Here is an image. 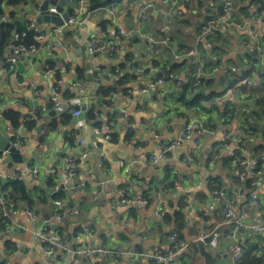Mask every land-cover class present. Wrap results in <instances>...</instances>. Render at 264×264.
<instances>
[{"label":"crops","instance_id":"obj_1","mask_svg":"<svg viewBox=\"0 0 264 264\" xmlns=\"http://www.w3.org/2000/svg\"><path fill=\"white\" fill-rule=\"evenodd\" d=\"M44 1L48 0H23L19 6L5 9L6 22L19 21L28 31L35 26L44 37L34 54L23 55L8 67L5 60L9 47L1 50L0 134L23 148L24 162L14 163L0 153V176L5 181L22 175L19 183L27 195L18 208H12L16 213L0 222V264H132L135 253L170 250L167 234L176 227L166 224L163 214L179 209L185 214L184 228L177 233L181 241L192 243L205 232L219 230L217 247L207 246V250L213 256L223 257L217 264H234L235 240L223 235L227 228L222 225L225 218L216 222L204 219L211 215L210 207L216 209L218 204L210 185L219 182L225 188L236 218L247 209L249 215L243 223L247 220L250 223L244 224L249 227H264V210L245 204L250 191L245 181L236 176L241 168L229 164L228 148H218L225 132L236 136L243 129H251L253 136L243 144V151L246 157H255L257 147L264 145L263 112L255 99H247L237 91L235 97L231 89L207 102L206 111L194 109L182 117L174 110L170 94L183 90L186 84L178 90L171 83L156 84L155 77L163 65L187 60L195 71L198 67L204 69L205 78L215 80L214 91L221 93L226 86L221 80L226 79L229 71L241 74L246 70L247 58L257 43L264 50V28L254 29L250 36L248 30L231 29L223 22L219 29L226 42L222 43L218 56L213 48L206 47L203 29L209 22L225 16L228 0H175L174 8L180 15L163 0H151L150 18L142 24L135 0H114L95 10L89 8L88 0H81L79 9H71L70 18L76 21L65 22L60 28L52 21L36 25L35 21L41 19L38 7ZM233 1L226 17L241 22L250 13L254 0ZM57 10L58 20L67 7ZM11 11L15 12L14 19H9ZM117 29L124 30L119 41L111 35ZM18 31L14 26V36ZM92 37L105 45L103 52L89 53L87 42ZM171 38L173 41H169ZM113 44L116 54L108 50ZM260 66L264 69L263 64ZM78 69L83 71L80 77ZM89 72L94 74L92 79L87 78ZM194 72L184 71L179 79L188 83ZM254 80L259 82L257 76ZM252 81L249 79L247 84ZM144 90L148 92L145 94ZM152 90L154 95L146 98ZM263 93L259 88L257 95ZM54 95L59 109L54 108ZM165 97L168 99L164 100ZM228 101L236 103V115L230 120L223 115ZM83 106L86 110L82 116L75 117L74 110ZM88 110L95 113V120L87 117ZM9 111L19 114L18 129H13L5 118ZM35 111L34 120L25 121ZM65 114L70 117L67 123L62 121ZM53 122L57 124L56 130L50 129ZM103 124L110 127L109 139L94 133V128ZM185 128H190L191 138L181 140L180 133ZM64 132H67L65 139ZM78 140H83L84 146L73 154L78 162L77 175L68 180L63 171L65 155L69 145ZM247 143L253 147L247 148ZM163 144L172 145V152L167 160L153 164L152 158L158 156ZM84 152L86 158L82 157ZM51 170L56 172L54 188L47 187ZM261 170L256 175L257 189L253 191L264 202V164ZM75 188L78 190L74 191ZM122 191H127L136 202L120 204ZM59 194L60 198H56ZM140 198L148 200V205L137 202ZM26 210L33 212L36 219L32 220ZM43 227L49 235L67 236L75 247H103L118 256L87 259L55 252L47 257L35 236ZM250 236L254 238L251 245L254 253L264 260V234L240 230L236 240L243 250L242 244ZM190 248L179 264H204L199 250L195 254ZM135 264L155 263L139 258Z\"/></svg>","mask_w":264,"mask_h":264},{"label":"built area","instance_id":"obj_2","mask_svg":"<svg viewBox=\"0 0 264 264\" xmlns=\"http://www.w3.org/2000/svg\"><path fill=\"white\" fill-rule=\"evenodd\" d=\"M165 4H169L172 6V9L177 6V2L175 0H163ZM211 1V0H208ZM138 6V18L140 24L143 22L149 20L150 18V11L153 8V5L151 3V0H135ZM234 1L228 0L225 3L226 8V14L222 18L213 20L209 22V26H205L203 29L204 36L207 35H213L214 31L216 29L221 28L222 23L225 22L227 24L226 27L237 29V30H248L251 36V33H253L254 29L257 28H264V21L262 19L261 14L258 12V4H254L251 8V11L249 15H246L243 18V21L239 22L236 20H231L230 18H227L229 14V10L233 8ZM176 8V7H175ZM174 8V9H175ZM206 9V6L203 7ZM173 11V10H172ZM50 12L54 14L60 15V13L57 10V7L52 6L50 7ZM175 14L180 15V11L175 9ZM0 20L3 22H6V17L1 16ZM76 20L75 18H70L69 21H67L68 24L74 23ZM32 30L35 32L36 36L35 39L37 41H41L44 37V34L41 30H39L37 27L33 26ZM111 35L114 37L115 41H119L120 37L124 35L123 29H117L112 30ZM247 39V38H246ZM20 42V36L16 34L11 42V45L9 46L6 62L9 64H15L18 59L23 55H32L37 51L36 46H26L23 43ZM212 43L206 42V47L208 49L212 48ZM105 45L99 42L96 38L92 37L87 42V49L91 55H95L98 53H101L105 50ZM108 50L110 51V54H114L117 50L116 45H109ZM193 52L190 53L192 55ZM252 59L254 61L260 62V64H263L264 67V50L262 47V44L259 42L256 44V48L251 55ZM193 64L197 65V61H193ZM214 70H217L216 68ZM207 76V73L202 68H197L196 71L191 74L190 79L192 81V91L197 92L201 88L202 80ZM180 84H187V80H180ZM156 84L164 85L165 82L163 80H158ZM81 91L83 90L80 86ZM58 90V87H55V91ZM147 90H144L143 93H147ZM233 96L236 97V90L234 89L232 91ZM52 102L54 103V108L59 109V104L57 102V97L54 95L52 97ZM36 111L33 112V114L28 117L25 121H32L35 118ZM83 109L82 107L74 110L73 115L75 117L82 116ZM109 132L110 127L107 124H103L102 126H96L94 128V133L97 135H105L106 139H109ZM253 136V131L251 129H243L241 130L236 136L232 135L230 132H225L223 135V138L218 144V148H228V154L230 158H235L236 163H238L241 168V171H238L236 173L237 178H239L241 181H245L248 177H256L258 175L256 173L259 163L264 162V155H261L259 158H249L244 155L243 151V144L250 140ZM191 138V131L190 128H185L181 130L180 133V139L181 140H187ZM84 146L83 140H78L77 142H72L67 151L68 153L65 155V163H64V175L66 179L72 180L77 175V157L74 156V152L77 151L79 147ZM173 146L169 144H163L160 147V152L158 156L152 158L153 164H158L160 161L167 160L169 157V154L172 152ZM83 158L87 157L86 152L82 154ZM264 164V163H263ZM33 173L35 175H38L37 170H33ZM55 170H51V175H55ZM0 179H2V176H0ZM12 179L21 181L22 175H16ZM84 186V185H83ZM79 188V187H78ZM78 188H75L74 191H77ZM7 191L0 187V207L3 209V216H8L9 214H15L17 212L16 209H12L8 206V200H7ZM213 195L215 199L217 200V203L222 206V213L224 214V221L222 223L223 226H230L231 223H234V227L231 229L230 233L227 234V238L234 239L235 244L232 247V258L234 261V264H240L243 260L242 256V247L240 246L239 242L236 240V236L239 233L240 230L247 231L251 230L253 233L256 234H264V227L263 226H247L243 223V220L248 217L249 213L247 209L242 210L240 216L238 218L235 217L234 212L232 210V206L230 202L228 201L226 195L225 188H222L220 190H216L213 192ZM247 203L251 207L262 210L264 208V202L258 195L256 191H251L249 194V197L247 198ZM135 203L136 201L131 198L130 194L127 193V191H122L120 193V199L119 203L122 205H127L131 203ZM142 205H148V200L140 198L137 200ZM57 206H61L60 201L55 202ZM215 211V207L212 205L210 207V214ZM32 220L36 219V216L33 214V212L26 210L25 211ZM208 216V215H207ZM56 217H59L57 214ZM45 224H49V221H46ZM218 228V227H216ZM214 235V238L212 241L208 244V247L210 249H215L217 247V236L214 233V231H209L203 233L201 236L196 238L192 243L189 242H183V241H176V236L171 235L169 236V239L171 241V244L173 243L172 247H170V250L168 252H163L160 249H155L153 252H138L135 253L132 259V264L136 263V260L139 258H142L144 260H147L149 262H153L155 264H179V260L183 255L186 254V251L192 246V244H196L197 241H202L205 238ZM35 236L42 246L43 253L45 256L49 257L55 252H61L64 254H69L74 257H83L87 259H94L96 257L108 259L110 256H118L117 252L110 251L103 247H91L90 245H84V246H78L75 247L71 240L65 236V235H49L47 232V228L43 227L41 228L37 233H35ZM200 255V254H199ZM201 257V256H200ZM202 258V257H201ZM73 264H77L74 262Z\"/></svg>","mask_w":264,"mask_h":264},{"label":"trees","instance_id":"obj_3","mask_svg":"<svg viewBox=\"0 0 264 264\" xmlns=\"http://www.w3.org/2000/svg\"><path fill=\"white\" fill-rule=\"evenodd\" d=\"M89 1V8L91 10H95V9H99L101 7H106L108 5V2H112L114 0H88ZM23 2V0H0V17L1 16H5L6 15V7H17L19 6L21 3ZM253 4H258V12L261 14L262 19L264 21V0H254ZM189 8V7H188ZM191 10V8H189ZM248 13V12H247ZM246 13V14H247ZM8 16L9 19H14L15 18V12L11 11L8 12ZM249 15V13H248ZM206 20V18H205ZM13 28L14 26L8 21V22H2L0 24V30L2 31V41H1V45H0V49L4 50L6 48H8L11 45V42L14 38V34H13ZM199 33L202 32V26H199ZM16 34H18L20 36V42L19 43H23L26 46L30 47V46H36L39 47L40 46V42L37 41L35 39V32L33 30H29L27 33H23L22 31H18ZM164 37V36H163ZM166 37V36H165ZM206 41L212 43V50L213 53H217L219 56V51H222L221 47H222V43L226 42V38L224 37V33L220 31V29H216L214 31L213 35H207L205 36ZM169 41H173L172 38L169 39ZM117 51V50H116ZM115 51L114 54H116L117 52ZM187 50H185L186 52ZM248 67L246 70L242 71L241 74L238 73H234L232 71H229V73L227 74L226 79H222L221 80V84L224 87L223 91L221 93L219 92H215L214 91V86H215V80L212 78H203L202 80V86L203 88H205V90H198L197 92H195L194 94L192 93V81L190 79V77H188V83L187 88H184L183 90H181V85L179 83V75H181L184 71H188V72H194L195 68L192 67L191 65L188 64L187 60H181V61H175L173 62L171 65L169 66H165L163 65L161 68V72L156 74L155 77V83L158 80H163L165 82V84H173V85H177L178 86V91L177 93H171L170 97L173 99L174 101V105L176 106L174 108V110L177 112V115L182 116V117H186L187 111H191L194 109H200V110H207V107H205V104L209 101L214 100L216 97L221 96L222 94H226L228 91H230L231 89H235L239 95L246 97L247 99H255L257 106H259L263 112V116H264V93L261 96H258V89L261 88L264 91V69L261 68L260 66V62L258 61H254L250 56H248ZM11 64L7 63L5 60V66L8 67ZM158 65V64H156ZM215 64H213L214 66ZM77 74L80 77L81 75H83V71L81 69L77 70ZM257 76L259 78V82L255 83L254 77ZM253 80L251 84H247L248 80ZM202 88V89H203ZM258 88V89H257ZM176 94H178L177 96H175ZM192 94V95H191ZM168 98L165 97L164 100H167ZM177 103V104H176ZM236 103L234 101H228V105L225 107L223 115L225 116V118H227V120H230L232 118L235 117L236 115V107H235ZM216 109H218L216 107ZM87 117L90 120H95L96 116L95 113L92 110H88L87 111ZM260 117V116H259ZM262 117V116H261ZM260 117V118H261ZM5 118L7 120L10 121L11 126L13 127V129H18L20 126V116L19 114L13 112V111H9L5 114ZM62 121L67 123L69 121V115L65 114L64 116H62ZM50 129L51 130H56L57 129V124L56 122H53L50 125ZM256 131V130H255ZM264 154V145H260L259 147H257L255 158H259L258 156ZM228 162L229 164H235L236 167L240 168L239 164L236 163V159L235 158H230L228 157ZM263 167V163H259L258 168L256 173L259 174L261 173V169ZM258 178L256 177H248L245 180V185H246V189L248 191H253L257 189L256 186V181ZM20 181L14 180V179H7V180H2L0 179V187L3 188L4 190L7 191V200H8V206L10 208H18L19 204L24 202L26 199L25 195H27V191L25 190V187L19 183ZM47 187L49 188H54L56 187V179L54 177V175L50 176L48 182H47ZM222 185L219 182H214L213 184L210 185V189L211 190H220L222 189ZM56 198H60V194L59 196H57ZM247 200V199H246ZM247 203V201L245 202V204ZM264 210V208L262 209ZM3 213V209L0 207V222L4 223L5 222V216L2 215ZM184 216L185 214L183 213V211L181 209L179 210H175L172 214L171 213H164L163 214V220L166 224H173L176 228V230L173 231L175 232V236H176V241H181L182 238H180L179 236H177L178 231H180L182 228H184ZM207 222L209 220V222L211 221H219L220 219H224V215L222 213V206L217 204L215 211L213 212V214L208 215L204 218ZM234 227V223H231L230 226H228L224 232L223 235H227L228 233H230L231 229ZM174 232L168 233L167 235L171 236ZM180 234V233H179ZM166 237V236H165ZM254 243V238L252 236H250L249 239H247L246 241L243 242L242 246H243V250H242V256H243V260L241 261L240 264H264V260L262 258L261 255L255 254L253 251V247H251V245ZM173 243L171 244L172 247ZM195 254L198 253V249L196 247V244H192L191 248H190ZM186 255V254H185ZM183 255V256H185ZM182 259V257H181ZM180 259V260H181Z\"/></svg>","mask_w":264,"mask_h":264},{"label":"water","instance_id":"obj_4","mask_svg":"<svg viewBox=\"0 0 264 264\" xmlns=\"http://www.w3.org/2000/svg\"><path fill=\"white\" fill-rule=\"evenodd\" d=\"M81 2V0H51V1H44V3L42 4V6L38 7V11L40 13L41 19L39 18L37 21H35L36 25H40L42 21L45 22H54L57 26V28H60L65 22L69 21L70 17H71V9H79V3ZM223 4H220V6ZM49 6H55V7H67L66 12L59 17V19L57 20L58 14H54L51 13L49 10ZM208 20H211V18H208ZM16 30H20L24 33H27L28 28L27 26L21 24V22L19 21H13L11 22ZM1 41H2V31L0 30V45H1ZM2 52L0 49V59H2ZM86 67L88 70H90V64L87 63ZM94 74L90 73L88 74L87 78L88 79H92ZM183 88H187V85H184ZM154 95V90L150 91L149 95L146 96V98H148V96H153ZM145 101V99H144ZM82 109L85 111L86 110V106H83ZM52 114H54L55 112H51ZM67 136V132H64L63 134V138L65 139ZM245 146L247 148H251L253 146H251V144L247 143L245 144ZM61 148L64 147V143H62L60 145ZM23 148L18 144V143H14L11 142L9 140H7L6 137L2 136L0 134V153H5L8 158L14 162V163H18V164H22L24 162V157L22 155V150ZM59 157H61V153L59 154ZM60 161V159H58V162ZM244 223H250L244 221ZM220 231L218 230L215 234H219ZM260 237V236H258ZM214 238V235H211L207 238H205L202 241H197L196 245L197 248L199 250V254L200 256L203 258L204 264H217L218 260L222 259L223 257L219 254L213 256L208 250H207V246L208 244L212 241V239Z\"/></svg>","mask_w":264,"mask_h":264},{"label":"bare ground","instance_id":"obj_5","mask_svg":"<svg viewBox=\"0 0 264 264\" xmlns=\"http://www.w3.org/2000/svg\"><path fill=\"white\" fill-rule=\"evenodd\" d=\"M214 1H215V0H214ZM201 3H202V2H201ZM201 6H202V5H201ZM201 6H200V7H201ZM202 12H203V11H202ZM240 14H241V13H240ZM205 21H206V20H205Z\"/></svg>","mask_w":264,"mask_h":264}]
</instances>
